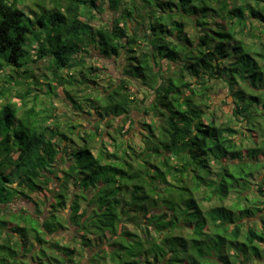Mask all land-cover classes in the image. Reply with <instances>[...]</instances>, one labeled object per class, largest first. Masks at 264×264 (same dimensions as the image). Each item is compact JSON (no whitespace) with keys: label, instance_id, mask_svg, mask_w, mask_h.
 Wrapping results in <instances>:
<instances>
[{"label":"trees","instance_id":"16d2710c","mask_svg":"<svg viewBox=\"0 0 264 264\" xmlns=\"http://www.w3.org/2000/svg\"><path fill=\"white\" fill-rule=\"evenodd\" d=\"M23 1L0 0V74L49 59L61 86L73 83L57 73L75 72L86 92L99 78L90 50L127 63L102 98L63 91L102 130L37 112L30 87L0 105V264H83L89 250L87 264H264V179L252 190L264 176V0H50L60 10L39 20L34 58ZM104 6L113 23L92 26ZM215 82L232 97L228 121L211 110ZM141 110L152 120L137 133Z\"/></svg>","mask_w":264,"mask_h":264},{"label":"rangeland","instance_id":"374dc122","mask_svg":"<svg viewBox=\"0 0 264 264\" xmlns=\"http://www.w3.org/2000/svg\"><path fill=\"white\" fill-rule=\"evenodd\" d=\"M61 4L63 7L67 5L63 0L61 1ZM138 4H140L139 1ZM20 8L26 13L30 21H27V24L29 25L32 33L29 35L25 48L30 52V55H33L32 57L34 58L36 49L39 47V41L42 40L45 33V29L40 26L39 20L42 19V21L48 25L50 23L49 20L51 19L52 14L60 10V8L51 5L50 0H24ZM102 9L103 10H101L97 15L95 14V12L97 13V9L94 10V14L97 16V18L93 21H90L92 26H108L113 23L114 13H112L105 6ZM41 33H43V35H41ZM84 56L86 58L88 67L91 66L99 69V72L97 73L99 78L96 80V83H92V85L95 86L94 91H92L90 88L85 92V85L78 83V80L82 78L78 73L71 72L68 75L66 74V71L64 72L63 70L57 74L59 77H63L66 82L73 83V85L64 84L61 86L59 81L53 78L55 69L52 65V62L49 59H46L44 61H39L38 63H30L21 71L18 69L14 70L15 68L12 67H6V70L0 74V105L6 103L8 100L20 104L21 100L18 98L19 94H24L30 87L32 89V95L28 97V104L29 106H34V104H36L37 112L43 113V115L45 113L46 116H50L51 114H54V116H60L62 123L64 124H68L71 119L72 125H75L77 130L80 129L81 131L95 132L96 126H100V130L104 129L105 123L102 122L103 120L98 116L94 109L90 110L92 113L91 115L75 112L74 109L68 104L67 96L65 93H63V91L64 89H68L72 95H82L83 92H85L86 95H90L92 98H96V96L102 98L103 95L107 94L106 91L111 87V85L122 78L121 72L124 68V65L127 63V60L124 58V56L121 57V60L119 61L116 59H105L95 49L90 50V54H85ZM162 67L165 71L168 67V64L164 63ZM16 81H18L20 85L15 84ZM131 84V91L135 94L136 99H138V101H140L143 106L148 105L153 99L152 93L143 87L139 81L133 80ZM50 85L52 86L54 93L48 96L47 91ZM3 92L5 95H3ZM78 92L79 94H77ZM100 93H102V95H100ZM211 97V110L215 113L217 121H228V114H230L229 112H231L234 108L232 97L230 96L228 88H226V86L221 82L213 83V92L211 93ZM133 117L136 120L135 128L137 129V133L140 132L141 129L145 128L143 123H151L152 120L151 116H147L143 110H141V112H133ZM121 121L122 118H117V123H120ZM49 123H51V121H49ZM80 125L84 126L82 127ZM129 129H132L131 124H127L124 128L125 139H135V141L138 143L141 137L139 135V137H137L135 133L127 136L126 134L128 133ZM263 179L264 176L256 175L254 180L255 183L252 189L254 192H256L255 184H257L259 180ZM33 198L35 201L40 200V198L43 200L45 199V197L41 195H35ZM13 207L15 210L17 209L16 211L25 209L32 213H34L37 208L34 204L28 203L26 201H18ZM49 208V204L46 206V208H44V216L47 215L46 213H48ZM63 214L69 215L67 211H65ZM131 229L132 231L134 230L133 227H131ZM70 234H75L74 228L60 232L59 239L65 243L67 241L66 237L70 236Z\"/></svg>","mask_w":264,"mask_h":264},{"label":"flooded vegetation","instance_id":"af4514ba","mask_svg":"<svg viewBox=\"0 0 264 264\" xmlns=\"http://www.w3.org/2000/svg\"><path fill=\"white\" fill-rule=\"evenodd\" d=\"M97 252V250L93 251V250H89L87 255L85 256V258L83 259L82 263L83 264H87L88 263V260L90 259L91 256L94 255V253ZM79 257H76L75 258V263L77 262Z\"/></svg>","mask_w":264,"mask_h":264},{"label":"water","instance_id":"95a60500","mask_svg":"<svg viewBox=\"0 0 264 264\" xmlns=\"http://www.w3.org/2000/svg\"><path fill=\"white\" fill-rule=\"evenodd\" d=\"M264 107V106H263Z\"/></svg>","mask_w":264,"mask_h":264}]
</instances>
